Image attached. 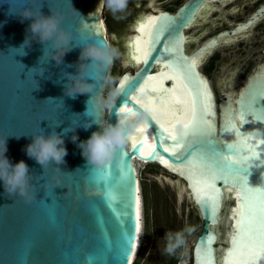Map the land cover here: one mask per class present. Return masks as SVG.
Returning a JSON list of instances; mask_svg holds the SVG:
<instances>
[{"label":"water","instance_id":"water-1","mask_svg":"<svg viewBox=\"0 0 264 264\" xmlns=\"http://www.w3.org/2000/svg\"><path fill=\"white\" fill-rule=\"evenodd\" d=\"M217 1L222 0H190L173 14L151 7L149 12H141L131 23L129 35L123 37L127 62L132 59L127 47L138 33L135 27L145 21L137 36L140 50L136 51L137 38L132 48L136 67L117 81L112 107L93 118L83 113L87 95L72 99L63 94L65 81L61 77L64 72L75 74V67L66 65L78 62L80 49L67 52L60 65L43 57L39 61L42 45L36 41L25 49L27 55H17L11 48L24 41L30 21L21 22L13 14L24 8L37 14L41 11L44 16L56 14L61 18V28L76 42L103 44L107 40L101 0H0V150L6 139L5 156L9 161L15 164L23 160L28 165L33 196L31 202L18 195L8 196L0 181V264H131L138 230V193L140 196L135 161L157 165L175 177L176 185L184 184L202 222L190 250V264H249L247 256L240 257L241 252L264 245V73L251 75L237 93L229 87L216 103L199 66L202 57L227 33L187 54L184 30L204 3ZM156 33L151 56L145 63L146 42ZM125 77L128 79L121 89ZM125 93L132 99H126ZM163 96L176 99L179 112H160L156 104H161ZM197 99L199 103H195ZM209 100L211 114L205 110ZM125 106L134 114L122 111ZM194 117L195 128L187 137H181L183 122ZM93 119L102 124L123 120L126 131L134 129L127 144L107 164L108 187L116 198L109 201L114 204L113 212L101 199L104 183L97 182L104 169L87 165L77 146L99 130L96 124L87 130L82 128ZM160 124L175 133L177 141ZM146 126V143L134 149V140L142 138L138 129ZM53 127L58 134L67 131L63 135L67 155L59 166L61 171L49 164L43 173L41 166L26 155L25 147L41 128L48 135ZM178 141L181 147L175 149L174 156L158 147L163 159L149 157L154 145L173 150ZM227 156L233 161L248 157L247 175L236 173L224 159ZM211 177L215 178L214 192L205 182ZM228 198L232 203L221 243L218 228ZM130 234L131 251L125 256ZM234 252L239 259H234ZM254 264H264V259Z\"/></svg>","mask_w":264,"mask_h":264},{"label":"clouds","instance_id":"clouds-1","mask_svg":"<svg viewBox=\"0 0 264 264\" xmlns=\"http://www.w3.org/2000/svg\"><path fill=\"white\" fill-rule=\"evenodd\" d=\"M101 5L116 17L118 13L127 9L128 0H101ZM13 15L17 16L21 22L30 21L24 41L18 47L11 48L17 52V55H27L25 49L31 46L32 41H36L42 45V55L39 61L43 57L60 65L67 52L79 48L78 62L75 65H66V67H75V74L64 72L61 77L65 81L63 84L64 96L75 99L77 95H87L88 99L85 101L83 113L93 118L97 114L102 115L106 109L112 107V100L117 89L112 88L106 97L104 90L113 84V78L108 73V68L118 53L108 41H104L103 44L76 42L70 32L61 28V18L56 14L51 13L44 16L41 11L37 14L33 13L30 8H24ZM29 35L32 39H28ZM59 82L60 80H57L56 83ZM93 124L98 125L99 130L93 131L88 139L81 141L77 146L81 149V155L86 164L100 169L111 161L118 149L127 144L134 129L130 128L126 131L124 121L116 124H102L96 122L95 119L92 123L83 125L82 128L87 130ZM52 129L48 135H45L44 129L41 128L39 134L31 136V143L25 147L26 155L41 166L43 173L49 164L56 165L57 171H61L59 166L65 163L64 157L67 155L63 140V135L67 131L63 129L62 133L58 134L54 130L55 127ZM75 140L76 138L73 139V141ZM6 151L5 139L3 149L0 150V181L3 182L4 192L8 196L18 195L24 198L25 202H31L33 196L29 189L32 187V176L29 167L23 160L12 164L5 156ZM193 231L194 229L189 226L175 233H166L164 252L169 256L176 255L178 249L186 246V237Z\"/></svg>","mask_w":264,"mask_h":264},{"label":"flooded vegetation","instance_id":"flooded-vegetation-1","mask_svg":"<svg viewBox=\"0 0 264 264\" xmlns=\"http://www.w3.org/2000/svg\"><path fill=\"white\" fill-rule=\"evenodd\" d=\"M189 1L148 0L144 10L149 12L154 5L168 3L160 10L173 14ZM141 5L138 2L133 7L138 10ZM222 33L227 35L218 39L220 44L202 57L199 66L211 85L217 104L229 87L237 93L251 75L264 73V0L204 3L193 23L184 30L186 53H193Z\"/></svg>","mask_w":264,"mask_h":264},{"label":"rangeland","instance_id":"rangeland-1","mask_svg":"<svg viewBox=\"0 0 264 264\" xmlns=\"http://www.w3.org/2000/svg\"><path fill=\"white\" fill-rule=\"evenodd\" d=\"M146 1L148 0H128L127 9L122 13H118L116 17L104 7L102 18L104 23H108L109 27L105 38L109 43L112 42V47L118 53L109 71L110 76L113 78V84L110 88L104 90L105 97L112 88H115L117 81L123 74L133 72V66L131 63H127L124 58L123 37L129 35L127 31L131 23L141 12H144ZM138 2L142 5L137 10L133 6ZM167 5L168 3L154 5L153 10L161 9ZM173 8L175 7L173 6ZM105 111L107 112V109ZM136 172L138 179H143L147 183L149 205L151 207L148 224L145 225V210L140 193L143 231L137 264L141 262H144L143 264H163L173 261L176 255L169 256L164 252L166 244L165 234L168 232L175 233L189 226L194 231L191 235H187V244L180 249L183 255L180 253V259L177 264H190V250L197 234L201 231L202 222L187 196L184 184L176 185L174 176L154 164H138V166L136 165ZM231 203L232 201L228 198L225 216L218 228L221 234V243L224 242V236L227 231V214ZM154 206H156V209L152 210ZM219 247L222 248L221 246Z\"/></svg>","mask_w":264,"mask_h":264},{"label":"snow or ice","instance_id":"snow-or-ice-1","mask_svg":"<svg viewBox=\"0 0 264 264\" xmlns=\"http://www.w3.org/2000/svg\"><path fill=\"white\" fill-rule=\"evenodd\" d=\"M143 28H144V25L141 24L140 25V30L143 31ZM157 36H158V33L152 35L150 37V39L146 42L147 43V51H146V54H145V58H144V62L147 63L148 59L150 58L151 56V52H152V45L156 42V39H157ZM140 50V42H139V39L137 38V41H136V51L139 52ZM165 51H168V49H165ZM137 63L140 62V57L137 56L135 57ZM128 78L125 77L124 80L121 81V89L124 88V82L125 80H127ZM152 77H148V80H151ZM148 80L145 81V85L148 83ZM201 85L204 89H206V84H204L203 81H201ZM143 89V86H141V89ZM125 97L126 99H132V97H127V94L125 93ZM195 103H199V100L197 99L195 101ZM205 110L211 114V107H210V100H209V103L207 105H205ZM122 111L124 112H127L129 114H134L133 110L128 108L127 106H125ZM148 111H151V109H148ZM153 119L155 120V116H153ZM241 119L243 120L244 119V114L242 113L241 114ZM119 122H123V120L119 121ZM157 123H159V121H156ZM160 127L161 129H163L164 132H168L169 133V136L172 140L174 141H177V136L175 133L173 132H169V129L167 127H165L163 124H160ZM195 128V117L193 118V120H189V121H184L183 122V129L184 131L181 133V137H187L189 135V131L191 129ZM148 131V128L147 126L144 127V128H141V129H138V132L140 133L141 135V139H138V140H134L133 142V148L135 149L136 148V145L137 144H142V143H146V137H144V134ZM210 134V133H209ZM163 139V138H162ZM243 143H247V138L243 141ZM158 147L160 148H163L164 152H168L170 156H174L175 155V149H179L181 147V143L178 141L174 147H173V150H170L169 148H166L164 147L162 144H159V145H154L152 147V152L149 153V157L151 158H160V159H163L162 157L159 156V153H158ZM249 151H252L251 148L248 149ZM123 155V154H122ZM191 155V153H190ZM224 159H226L228 162H229V166L233 168V170L238 173V174H242L244 176L247 175V164H248V160L249 158L248 157H244V156H241V158L237 161H233L232 159V156H227V157H224ZM188 163H192V161H188ZM238 165V167H237ZM104 171L102 172V174L99 176L98 178V183L100 182H103L104 185H105V191H104V194L102 195L101 199L105 202L106 206L109 208V211L110 212H113V209H114V204H109V201H115V197L111 194V191L108 187V178H109V165H106L103 167ZM120 175L122 176L123 173L120 172ZM214 177H211V178H207L206 179V183H207V186L208 188L214 192L215 190V185H214ZM131 238H132V234H130L129 236V243L127 245V247L125 248V252H124V255H128L131 251ZM233 257L234 259H239L236 255V253L234 252L233 254ZM247 256L249 258V264H254V261L258 260V259H264V245H261L259 248L253 246L249 249V251L247 253H243L241 252L240 254V257H245ZM92 258V255L90 254L87 259L90 260ZM125 264H127V261H125Z\"/></svg>","mask_w":264,"mask_h":264},{"label":"bare ground","instance_id":"bare-ground-1","mask_svg":"<svg viewBox=\"0 0 264 264\" xmlns=\"http://www.w3.org/2000/svg\"><path fill=\"white\" fill-rule=\"evenodd\" d=\"M102 21H103V18H102ZM144 22L145 21H143V22L139 23L138 25H136L135 30H137L138 33L140 31V25L144 24ZM138 33H137V35H135L132 38V40L129 42V46L127 47V49L129 50V57L132 58L131 59L132 61L128 60L127 63H131V65L133 67H136V63L133 60L132 48L134 46V43H135L136 38L138 36ZM106 34H107V28H106ZM156 105H157L158 110L160 112H162V113L179 112V106L180 105L178 104V101H176V99H172V98L163 96L161 104L157 103ZM105 114H106V112H105ZM138 164H146V163L140 162V161H135V167H136V165L138 166ZM136 212H137V218H138V230H137V239H136V243H135V247H134V252H133V255H132L131 260H130L131 262H132V260L134 258V255H135L136 251L138 250V248L140 246L141 237H142V231H143L142 202H141L139 193H138V202H137Z\"/></svg>","mask_w":264,"mask_h":264},{"label":"trees","instance_id":"trees-1","mask_svg":"<svg viewBox=\"0 0 264 264\" xmlns=\"http://www.w3.org/2000/svg\"><path fill=\"white\" fill-rule=\"evenodd\" d=\"M105 25H106L107 32H108L109 31L108 23L106 22ZM109 44L111 45V47L113 46L112 42H110ZM139 187H140V193L142 195L141 198H142L143 206H144V210H145V218H146L145 225H147L148 219H149V210H151V207L149 205V196H148V192H147V183L143 179H140L139 180ZM156 206H154V208H152V210L153 209L155 210ZM180 253H181V251H180V249H178L175 258L173 259V261L168 262V264H177L179 262V259H180Z\"/></svg>","mask_w":264,"mask_h":264},{"label":"built area","instance_id":"built-area-1","mask_svg":"<svg viewBox=\"0 0 264 264\" xmlns=\"http://www.w3.org/2000/svg\"><path fill=\"white\" fill-rule=\"evenodd\" d=\"M112 65H113V63L111 64L110 68L112 67ZM140 248H141V243H140V246H139L138 250L136 251V253H135V255H134V258H133L131 264H136V263H137V261H138V257H139V254H140ZM143 263H144V262H141V263H139V264H143Z\"/></svg>","mask_w":264,"mask_h":264}]
</instances>
